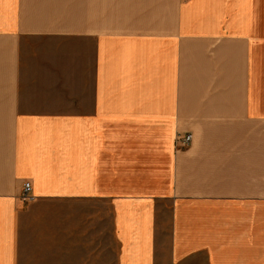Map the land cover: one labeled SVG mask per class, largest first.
<instances>
[{"label": "crops", "instance_id": "1", "mask_svg": "<svg viewBox=\"0 0 264 264\" xmlns=\"http://www.w3.org/2000/svg\"><path fill=\"white\" fill-rule=\"evenodd\" d=\"M43 255L264 264V0H0V264Z\"/></svg>", "mask_w": 264, "mask_h": 264}, {"label": "rangeland", "instance_id": "2", "mask_svg": "<svg viewBox=\"0 0 264 264\" xmlns=\"http://www.w3.org/2000/svg\"><path fill=\"white\" fill-rule=\"evenodd\" d=\"M43 255L40 264H115L114 255H103L106 259H100L98 255Z\"/></svg>", "mask_w": 264, "mask_h": 264}, {"label": "built area", "instance_id": "3", "mask_svg": "<svg viewBox=\"0 0 264 264\" xmlns=\"http://www.w3.org/2000/svg\"><path fill=\"white\" fill-rule=\"evenodd\" d=\"M190 138H191L190 135L186 134L183 137H178L177 142L182 146H186L189 144ZM30 188H31L30 182L26 181L23 184V195H22L23 199L30 200L32 198V196L30 195Z\"/></svg>", "mask_w": 264, "mask_h": 264}]
</instances>
